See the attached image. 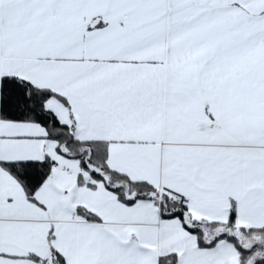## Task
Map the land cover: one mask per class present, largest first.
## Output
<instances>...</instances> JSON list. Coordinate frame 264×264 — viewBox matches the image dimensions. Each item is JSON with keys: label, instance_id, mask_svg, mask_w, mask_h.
Wrapping results in <instances>:
<instances>
[{"label": "snow or ice", "instance_id": "obj_1", "mask_svg": "<svg viewBox=\"0 0 264 264\" xmlns=\"http://www.w3.org/2000/svg\"><path fill=\"white\" fill-rule=\"evenodd\" d=\"M0 264H264V0H0Z\"/></svg>", "mask_w": 264, "mask_h": 264}]
</instances>
